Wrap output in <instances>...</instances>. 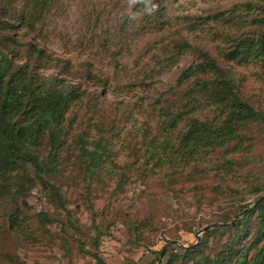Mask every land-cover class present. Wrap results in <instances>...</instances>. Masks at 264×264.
Here are the masks:
<instances>
[{
	"label": "rangeland",
	"instance_id": "1",
	"mask_svg": "<svg viewBox=\"0 0 264 264\" xmlns=\"http://www.w3.org/2000/svg\"><path fill=\"white\" fill-rule=\"evenodd\" d=\"M250 3L0 0V57L14 70L28 69L81 93L66 113L67 152L61 157L66 170L50 180L63 206L49 202L39 184L27 198L34 233L42 228L37 218L43 213L58 222L46 223L33 241L14 234H0V240L7 238L26 264H153L164 249L167 255L158 264H168L181 248L201 242L208 256L218 253L227 233L200 231L235 223L264 197V125H245L240 141L216 150L208 175L169 166L152 170L145 153L166 135L164 112L181 111L195 78L178 84L179 77L202 63L203 54L229 72L244 101L264 113V56L228 62L221 52L223 38L258 33L254 19L261 11ZM216 114L204 106L194 117L206 121ZM78 136L89 149L99 140L109 149L110 159L92 178L73 163L82 145ZM225 160L229 168L217 170V162ZM241 206L232 221L218 222Z\"/></svg>",
	"mask_w": 264,
	"mask_h": 264
},
{
	"label": "trees",
	"instance_id": "2",
	"mask_svg": "<svg viewBox=\"0 0 264 264\" xmlns=\"http://www.w3.org/2000/svg\"><path fill=\"white\" fill-rule=\"evenodd\" d=\"M251 1L249 6L257 4L261 11L254 19L258 33L223 38L226 46L221 52L228 62L245 63L250 56H264V0ZM203 60L179 77L178 84L195 80L185 92L186 102L182 103L181 111L174 114L167 109L164 112L162 129L166 135L159 142L153 141L151 150L145 153L144 162L148 166L153 162L152 170L160 172L169 166L190 168L197 174L208 175L214 170L209 161L216 150L240 141L239 131L245 125L252 122L264 125V113L239 96L229 72L207 54H203ZM80 98L79 91L65 87L57 79L34 77L28 69L14 70L5 56L0 57V234L7 237L14 234L23 242L33 241L38 232L44 234L46 223L58 222L43 213L37 218L42 228L38 227L34 233L27 217V198L31 189L39 184L49 202L56 207L63 206L61 194L50 180L57 179L66 170L67 165L61 160L67 152L64 148L69 134L66 113ZM204 106L215 108L217 114L201 121L194 113ZM182 124L185 127L180 129ZM78 139L82 145L73 163L79 164L92 178L95 170L110 159L109 149L101 140L93 143L94 149H89L83 137L78 136ZM200 161L207 165H200ZM229 164L230 161H219L217 170H226ZM151 174L155 173L151 171ZM244 208L241 206L232 218L218 222L229 223ZM254 215L255 221L250 224ZM217 229L222 230V234L227 233V241L218 253L208 256L201 242L194 248H181L183 253L171 255L168 264H264V200L243 213L235 223L208 228L206 233ZM160 255L162 251L153 264H158ZM166 255L163 254V259ZM0 261L26 264L7 238L0 240Z\"/></svg>",
	"mask_w": 264,
	"mask_h": 264
},
{
	"label": "water",
	"instance_id": "3",
	"mask_svg": "<svg viewBox=\"0 0 264 264\" xmlns=\"http://www.w3.org/2000/svg\"><path fill=\"white\" fill-rule=\"evenodd\" d=\"M263 200H264V197L260 198L259 200H257L256 204L259 203V202H261V201H263ZM249 209H250V208H249ZM249 209L244 210L243 213H246ZM243 213H242V214H243ZM240 215H241V214H240ZM240 215L237 216L236 220L239 218ZM208 228H210V227H209V226L205 227L204 229H202V231H200V233H201V232H205ZM198 237L200 238V236H198ZM164 253H165V249L162 251L161 258L163 257V254H164Z\"/></svg>",
	"mask_w": 264,
	"mask_h": 264
}]
</instances>
